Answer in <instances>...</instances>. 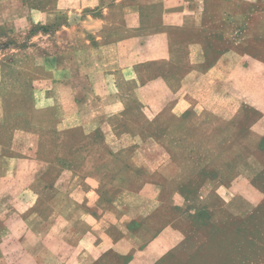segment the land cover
Returning a JSON list of instances; mask_svg holds the SVG:
<instances>
[{"label": "rangeland", "instance_id": "rangeland-1", "mask_svg": "<svg viewBox=\"0 0 264 264\" xmlns=\"http://www.w3.org/2000/svg\"><path fill=\"white\" fill-rule=\"evenodd\" d=\"M115 1L0 0V173H6L0 182V247L10 256L0 264H264L261 71L246 72L241 85H212L208 90L206 83L196 85L193 93L200 98L193 99L205 97L201 111L193 112L200 115L182 125L174 121V130L163 134L180 162L182 149L191 147L195 160L225 177L206 186L220 193L203 198L206 192L202 194L195 179L181 186L184 202L176 208L165 200L144 235L154 236L155 223L157 228L170 225L160 238L138 242L130 232L122 238L125 227L116 224L119 232L110 243L91 234L84 241L78 229L87 225L86 218L72 203L68 220L76 225L70 228L64 221L58 224L57 205L37 214L55 192L53 184L64 168L90 173L107 163L106 188L111 191L125 183L118 176L129 167L150 172L154 159L164 154L154 138L172 112L170 97L162 89L133 91L129 84L139 64L146 80L161 84L186 69L187 52L194 60L203 59L202 47L188 40L204 38L212 49L218 38L226 37L231 41L224 45L234 41L246 54L264 53V21L246 25L252 9L244 1L240 7V0H194L199 7L208 1L210 20L179 27L167 24L160 3L155 12L142 7L147 18L127 21L123 13L131 10L108 9ZM185 16L197 23L202 17L200 11ZM222 17H227L226 24L217 22ZM122 36L128 41H118ZM150 37L155 40L146 42ZM230 90L241 94V106H234ZM144 113H158L162 119L143 128L138 114ZM224 126L227 137L213 135ZM207 131L211 136L204 138ZM144 133L150 137L141 139ZM15 161L18 170H11ZM136 178L130 175L125 184L138 188ZM78 180L75 176L72 181ZM123 198L132 206L141 202L135 193ZM11 215L18 219L13 225ZM137 223L130 221L129 230ZM14 225L19 229L13 234L3 230ZM28 225L30 234L17 243L13 237ZM77 242L81 250L72 248Z\"/></svg>", "mask_w": 264, "mask_h": 264}, {"label": "crops", "instance_id": "crops-1", "mask_svg": "<svg viewBox=\"0 0 264 264\" xmlns=\"http://www.w3.org/2000/svg\"><path fill=\"white\" fill-rule=\"evenodd\" d=\"M243 1L246 7L248 6L250 9H252L251 14L246 18V25H255L259 19L264 21V0H240V2H238L240 7ZM159 3L163 16L165 20H167V24H172L178 27L195 26L197 24L202 26L205 23L204 18H207V11L205 10L208 9V1H205V3L199 7L195 4L194 0H130L128 3L125 2V0H118L113 2L112 6L110 4L108 9L113 8L131 10V12L128 14L123 13L124 19L128 21L129 19L133 18H147V16H142V12L140 13L142 7L145 6L146 10L148 8L151 10V12H155L157 9H159ZM126 7H129V9H126ZM196 11H200V14L202 15L199 23H197V20L193 21L192 19H189L185 16L186 13H192ZM222 18L223 21H221L220 18H216L219 20L217 22L222 25L226 24L227 17ZM206 20H210V16H208ZM127 39V36H122L118 41L124 42L128 41ZM151 40L155 39L152 37L145 39L146 42ZM168 40L171 41L173 39H165V41ZM188 41H190L188 42L190 45H195L197 43L202 47V60H194L192 53L187 52L185 56L186 69L182 72L177 70L175 72L176 74H171V79H168V81L165 80V82H162L161 84L158 81L146 80V78L142 75V67L140 66L141 64H139L136 78L134 77V79L129 84L132 85L133 91H139L140 93L142 91L146 93L149 89L155 91L162 89L170 97L171 102H169L168 106L169 110L172 111L169 114V119H165V122L167 123L165 124L163 132L159 133L154 138L158 145L162 147L164 154H160V158L156 157L154 159V163L148 167L151 168V171L148 172V169L146 172L145 169L144 171L140 167H129V170L127 169L126 172H122L121 175L118 176L120 182L126 183V179L130 175H136V179H138V181L141 183L139 184L138 188L133 189L132 185L123 183L116 189L109 191V189L106 188L107 184L105 180L106 175L109 173L107 163L96 166V168L93 169L94 171L92 170L90 173H81L78 171L77 167L73 166L70 167V169L64 168L63 171L58 174L53 184L55 192L49 197L44 208L37 212L38 215L46 214V211L49 212L51 208L57 205L58 214L56 217H58L59 220L58 224H60V221H64L69 224L68 228L73 227L76 225V222L68 220V217H71L68 214L71 209L68 203H72L86 218L85 222L87 225L81 224L83 230L78 229L82 234L84 241L87 234H91L93 237H96V239L98 238L102 240V242L108 244L112 241V236L119 232L115 229L116 224H121L125 227V230L122 231V234H120L123 235L122 238H125V236H127L130 232L138 239V242H142L148 241L149 238V240H156L157 237L160 238L164 232L170 230V225L165 226V228H157L155 223V229L153 231L155 232L154 236H144L147 234V226L154 222L151 220L152 215L155 218L160 215L159 212L162 210L165 200V205L171 203L169 207L172 208H176V205L180 204V200L184 202L179 192L182 185H188L197 179L199 181L198 185L202 191V194L204 195L205 193L203 192H206L203 198L208 197L211 194H217L218 192L220 193V190H215L214 188L206 189V186L213 183H218L222 177H225V174L220 170L217 174H215L213 171L207 170L206 163H200L198 160L194 159L191 147H184L182 149L180 162L179 157L176 156L177 152L172 146L170 147L166 144V142H164L165 137L163 134H168L174 130V121L182 125L186 122L194 120L196 115H200L193 112L199 113V111H201L203 107L202 103L204 102L205 97L202 96L199 101L193 99L200 98V96L196 97L193 93V90H196V85H204V83H206V85H208L207 90L213 88L212 85H241L243 82V75L246 72L255 73L261 71L264 73V53L260 54L258 52H250V54H246L243 52L245 50L240 51L238 46L233 44L234 41L231 45H224L223 43L226 44V42L229 43L231 41L226 39V37L218 38L216 41L217 44L215 46L212 45V49L210 48L207 40L204 38H197L196 40ZM120 57L122 60H124L126 58L125 53H122ZM184 64L185 61L183 62V65ZM209 79H211V81ZM123 83L124 85L127 84L124 80ZM98 88L102 89L101 85H98ZM230 91L231 92H229L228 95H230L232 101L234 102V106H241V103H239L241 102V94L234 90ZM218 96L220 97V94H218ZM210 117L211 116H209V118ZM161 119L162 118H160L158 113H155L154 115L146 113L138 114V121L143 123V128L149 127L151 123L161 121ZM223 119L227 120L226 118ZM223 119L221 120L223 125H225L227 121L224 122ZM230 121H233V119ZM233 127L234 125L231 126L232 129ZM33 130L34 129L28 131H32L33 135ZM145 131H147V128ZM207 132L208 133L203 134L204 138L211 136V131ZM227 132L228 131L224 126L223 129L220 128L218 133H213V135L219 138H224L227 137ZM149 134L150 133H144L139 137H141V139H147V137H150L148 136ZM182 136L184 137L186 135L184 134ZM177 137L180 136L178 135ZM146 167L147 166H145V168ZM180 167V172L183 171L182 175L177 172ZM13 169L18 170L17 161H15L11 167V170ZM103 170L106 173L100 174V172H103ZM5 175L6 173H0V182L3 180L2 178ZM75 176L79 177V180L76 183H73L72 180ZM166 186H169V188L167 189ZM0 187H2V185H0ZM125 193H135L140 196V204H134V206L136 205L135 207L132 206L129 198H123ZM33 200H36V197H34ZM10 219V225H13V222L18 220L17 215L16 217L11 215ZM134 219L138 221L136 224L137 226L134 228V230H129V222L133 221ZM56 226L57 224L55 227ZM18 229L19 226L14 225L8 227L4 226L3 230L13 234L14 232H17ZM30 232V225L27 227L25 226L18 235L13 237V239H15L17 243L23 239L21 241L23 242L24 239L28 237ZM47 233L48 235L51 234V228L47 229ZM79 242H81V240ZM18 246L19 245H16L13 248H18ZM72 248H79L80 250L82 249L78 242L74 244ZM4 257L8 258L10 256L4 254L2 248L0 247V259Z\"/></svg>", "mask_w": 264, "mask_h": 264}]
</instances>
